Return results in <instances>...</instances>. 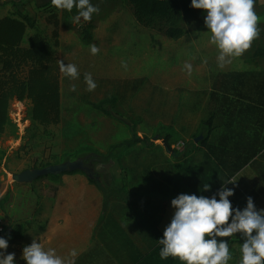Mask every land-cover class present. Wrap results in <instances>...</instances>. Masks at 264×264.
Listing matches in <instances>:
<instances>
[{
	"label": "crops",
	"instance_id": "1",
	"mask_svg": "<svg viewBox=\"0 0 264 264\" xmlns=\"http://www.w3.org/2000/svg\"><path fill=\"white\" fill-rule=\"evenodd\" d=\"M49 1L0 0V18L12 13L29 15L39 27L44 24L42 30L50 36L46 16L37 15ZM131 15L124 9L99 20L91 45L83 44L76 31L60 26L59 60L75 64L79 72L72 78L60 70L61 124L72 129L66 137L80 136L81 146L88 144L103 153L130 139V128L121 118H110L89 104L110 97L118 99L124 113L142 119L139 135L153 137L160 124L173 127L178 139L172 147L177 153H183L210 116L212 133L206 143L194 142L195 150L186 157L168 154L161 142L151 149L138 144L124 153V171L115 165L120 179L110 176V187L125 189L131 200L138 201L139 195L152 199L159 220L139 205L106 202L84 174L65 173L51 197L44 230L31 237L4 215L10 176L4 168L7 154L1 167L6 178H0V220L6 231L0 236L9 240L6 253H15L16 264H26L22 249L33 239L74 264H184L159 255L158 239L173 213L171 199L178 194L210 197L231 179L234 183L227 187L234 188L229 197L234 208L243 209L248 196L257 209L264 208V68L247 63L242 55L230 57L221 67L210 31H195L194 41L183 44L187 35L177 41L155 36ZM162 37L168 41L166 47L160 45ZM27 43L24 39V46ZM93 45L98 48L95 54ZM89 73L96 85L91 91L85 80ZM207 183L210 190L201 191ZM220 239L229 241L228 264H239L240 234ZM72 249L75 257L70 256Z\"/></svg>",
	"mask_w": 264,
	"mask_h": 264
},
{
	"label": "trees",
	"instance_id": "2",
	"mask_svg": "<svg viewBox=\"0 0 264 264\" xmlns=\"http://www.w3.org/2000/svg\"><path fill=\"white\" fill-rule=\"evenodd\" d=\"M91 2L99 8V12L93 13L90 20L86 21L81 18L76 23L73 22V17L77 12L75 7L71 11L58 9L51 1L42 6L40 13L46 16V23L52 27L50 36L44 34L39 29L37 19L29 15L12 13L0 18V137L9 126L14 124L10 115V107L15 101L31 103L30 120L32 124L48 127L62 123L61 74L58 56L61 25L76 31L83 44L91 45L94 42L96 23L129 6L134 18L142 27L175 41L182 39L189 31L207 30L206 27H196L191 30L186 26L187 20H204L206 14L204 10L191 7V0H91ZM188 13H190L189 17ZM258 28L259 34H262L264 25L258 24ZM28 30H33L34 33L29 37L27 46H24ZM263 59L264 48H257L251 56V61L247 59L245 61L258 66L260 60ZM89 104L110 118H121L130 128L131 138L112 145L104 153L88 144L83 145L73 153L63 154L61 163L82 160L85 169L69 173L84 174L90 183L100 189L106 202L118 200L130 205H139L152 218L159 220L156 217L159 209L152 199H147L146 195H139L141 198L135 201L131 200L129 192L123 188L104 187L93 170L94 166L106 162L118 164L124 171V153L128 149L138 144L151 149L156 142H161L168 154L186 157L196 148L195 138L200 135L204 137L198 145L208 141L213 130V117L210 116L201 122L198 132L180 154L172 147L173 141L178 139L173 127L160 124L153 137L139 135L137 127L142 123V119L130 113H124L116 97ZM28 169L35 168L28 167L26 170ZM43 178L59 182L60 175H49L40 179ZM15 184L25 185L16 182Z\"/></svg>",
	"mask_w": 264,
	"mask_h": 264
},
{
	"label": "clouds",
	"instance_id": "3",
	"mask_svg": "<svg viewBox=\"0 0 264 264\" xmlns=\"http://www.w3.org/2000/svg\"><path fill=\"white\" fill-rule=\"evenodd\" d=\"M58 9L71 11L77 9L73 22L81 18L90 20L99 8L91 0H51ZM255 0H191V7L204 10V24L210 31V40L218 49V63L223 66L230 57L240 56L251 47L252 41L259 36V17L254 10ZM93 54L98 48L91 47ZM60 70L67 76L79 75L77 66L59 61ZM189 70L190 64L185 65ZM88 90L95 88L91 74H86ZM73 90L75 86L73 85ZM223 181L220 189L212 196L195 193H180L171 199L173 213L165 226L163 236L158 239L159 255L162 259L178 258L184 264H228L231 259L229 241L218 237H231L240 234L239 264H264V208L257 209L253 198H246L243 209L234 208L229 197L234 188ZM210 190L204 184L203 190ZM218 197V199H217ZM9 240L0 236V264H16L15 253H6ZM77 252L72 249L71 257ZM22 258L26 264H74V260L56 254L54 248L45 250L38 240L22 249Z\"/></svg>",
	"mask_w": 264,
	"mask_h": 264
},
{
	"label": "rangeland",
	"instance_id": "4",
	"mask_svg": "<svg viewBox=\"0 0 264 264\" xmlns=\"http://www.w3.org/2000/svg\"><path fill=\"white\" fill-rule=\"evenodd\" d=\"M254 10L259 20L264 22V0H255ZM125 11L132 16L129 6L125 7ZM40 14V12L37 13V15ZM189 16L190 13H188ZM197 20L190 19L185 24L191 30L196 27H206L204 20ZM43 27L44 24H41L39 29L44 33ZM203 31L208 32L209 30ZM149 32H153L155 36H163L153 30H149ZM33 33L34 31L28 30L25 37L26 42ZM195 33L194 31H189L182 43L188 44L194 41ZM162 40L163 42L160 45L166 47L168 41H165L164 37H162ZM257 48H264V29L262 34H259L252 41L251 47L242 54L243 58L251 61V56ZM260 65L264 68V59L260 60ZM30 111L31 103L29 101L13 102L11 104L10 115L14 124L9 126L0 137V178H6V173L1 167L4 157L9 154L4 165V168L10 173L9 180L8 178L6 180V183L9 184V189L6 192L4 215L10 219L16 229L24 230V233L31 237V235H37L44 230L49 203L59 182L43 178L24 186H18L13 181V175L23 172L28 167L41 169L54 163L62 164L61 156L66 153H73L81 148L83 140L80 136L74 139L66 137V132L72 131L67 123L48 127L32 124ZM18 122L24 128L22 133H20ZM16 140L19 142L14 143ZM182 141L185 144L187 143L185 140ZM176 143L173 142V144ZM114 166V164L106 162H101L94 166L93 170L104 187L110 186L108 181L110 176L117 175L118 180L120 179L119 167L115 166L114 170Z\"/></svg>",
	"mask_w": 264,
	"mask_h": 264
},
{
	"label": "water",
	"instance_id": "5",
	"mask_svg": "<svg viewBox=\"0 0 264 264\" xmlns=\"http://www.w3.org/2000/svg\"><path fill=\"white\" fill-rule=\"evenodd\" d=\"M204 139L203 135L195 138L194 142L199 143ZM85 169L84 162L82 160L70 161L62 164L48 166L41 169H28L19 174L13 175V181L16 183L29 184L41 177L49 175H62L69 172H76Z\"/></svg>",
	"mask_w": 264,
	"mask_h": 264
},
{
	"label": "built area",
	"instance_id": "6",
	"mask_svg": "<svg viewBox=\"0 0 264 264\" xmlns=\"http://www.w3.org/2000/svg\"><path fill=\"white\" fill-rule=\"evenodd\" d=\"M18 126H19V129H20V133H22L23 130H24V128L22 127V125L20 124V122H18ZM5 231H6V228H5L4 224H3V222L0 220V233H4Z\"/></svg>",
	"mask_w": 264,
	"mask_h": 264
}]
</instances>
